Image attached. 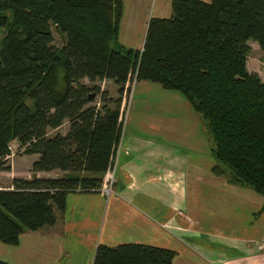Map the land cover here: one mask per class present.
Returning <instances> with one entry per match:
<instances>
[{
	"label": "trees",
	"instance_id": "1",
	"mask_svg": "<svg viewBox=\"0 0 264 264\" xmlns=\"http://www.w3.org/2000/svg\"><path fill=\"white\" fill-rule=\"evenodd\" d=\"M122 14V0H0V166L12 143L38 156L30 179L0 190L1 244L18 246L22 233L53 226L68 193L99 192L133 79L182 95L210 134L211 171L264 198V83L246 66L249 42L264 64V0H172L169 18L149 20L141 51L119 43ZM54 31L62 47L53 45ZM103 81L116 98L100 89ZM64 123V135H49ZM53 171L63 175L35 176ZM174 257L141 244L99 245L93 264Z\"/></svg>",
	"mask_w": 264,
	"mask_h": 264
},
{
	"label": "crops",
	"instance_id": "2",
	"mask_svg": "<svg viewBox=\"0 0 264 264\" xmlns=\"http://www.w3.org/2000/svg\"><path fill=\"white\" fill-rule=\"evenodd\" d=\"M171 1L122 0L119 43L124 47V39L140 50L149 20L169 18ZM171 93L165 120L147 108V100L128 117L109 199L98 192L68 193L53 226L22 233L15 247L0 243V260L93 264L99 245L141 244L174 251L172 264H264L257 246L264 239V198L229 182L228 173L211 171L216 162L200 157V114ZM6 173L9 181L19 178L12 167Z\"/></svg>",
	"mask_w": 264,
	"mask_h": 264
},
{
	"label": "rangeland",
	"instance_id": "3",
	"mask_svg": "<svg viewBox=\"0 0 264 264\" xmlns=\"http://www.w3.org/2000/svg\"><path fill=\"white\" fill-rule=\"evenodd\" d=\"M156 0H151V4L154 5ZM53 36H54V40H53V45L55 47H62V45L64 44V37L59 35L57 32H53ZM143 39H140V43L143 42ZM124 39H122L123 44L125 45V48H128L129 43L128 41H123ZM133 40V39H132ZM134 45V47L132 48H137L140 44L137 43L136 39H134V43H132ZM249 47H250V53L247 57V71L249 73H253L256 72V74L259 76L260 80L264 83V64L262 62V53L258 47V45L254 42H249ZM135 50V49H134ZM142 48L139 50L141 51ZM87 83V82H85ZM145 85L146 88H145ZM100 89L102 91H105L109 97L111 98H116L117 94H116V87L113 85V83L111 82H101L99 83ZM126 92V93H125ZM125 92L124 95L122 96V102H121V109L122 110H126L127 111V121H128V117H132L133 115V110L134 109H139L142 105L144 100H147V104L148 107H154V109L151 110L154 111L157 114H161L160 117L163 118V120H165V118L167 117L166 115H169L168 111H170L169 107V103H167L166 101L167 96L172 94L171 92L168 91H164L159 85L157 84H152L149 82H144V81H138L136 82L134 79L132 80V82L127 86V90H126V86H125ZM179 95V94H177ZM180 96V95H179ZM181 97V96H180ZM184 99V98H183ZM185 100V99H184ZM186 101V100H185ZM95 102L98 104V97L96 98ZM187 105H189L188 101ZM190 107V105H189ZM125 111V113H126ZM200 131H204L201 136H200V157L205 158L206 161H211L213 162V164L216 162L214 159V156L212 154V149L214 147L213 142L211 140L210 134L204 124L203 119L200 116ZM126 121V123H127ZM127 126V124H126ZM68 129V124L64 123L63 126L61 128H59V130L57 131H50L49 135H54L55 133H63ZM10 149H11V154L9 155V158L6 159V157L4 158V164L2 166H0V186L5 187V188H9L11 185V181H9V176L6 173L7 171H10V168H14V172L16 174H13L14 177H19V178H14V179H23L26 177H32L31 173H30V168H31V164L37 160V156H25L23 155V149L19 148L17 146L16 143H12L10 145ZM2 167V168H1ZM4 168H9V170H3ZM203 168L207 169V167H205L203 165ZM63 174L59 171H53L50 175H46L45 177L48 178H59L61 177ZM105 177L103 178V182H104ZM103 182L101 184L100 189L103 186ZM100 193V190L99 192ZM101 194V193H100ZM110 198V197H109ZM108 198V199H109ZM1 254V253H0ZM2 255V254H1ZM2 258V257H0Z\"/></svg>",
	"mask_w": 264,
	"mask_h": 264
},
{
	"label": "built area",
	"instance_id": "4",
	"mask_svg": "<svg viewBox=\"0 0 264 264\" xmlns=\"http://www.w3.org/2000/svg\"><path fill=\"white\" fill-rule=\"evenodd\" d=\"M127 86L128 85H126V89H127ZM121 111L123 112V119H122V127H121L119 145L117 147L116 154L114 155L113 165H112L111 169L106 173L105 179H104V182H103V186L100 189V193L106 199H108L112 195L113 188H114V185L116 183V180H115V168H116V162H117V156H118V149H119V146H120V142L122 141V138L124 136L125 126H126V121H127L126 120L127 119V111L126 110H122V109H121ZM125 111H126V113H125ZM7 158H9V156H6V159ZM1 189H5V187L0 186V190ZM257 246H258V249L260 251H264V239L262 241L258 242Z\"/></svg>",
	"mask_w": 264,
	"mask_h": 264
}]
</instances>
